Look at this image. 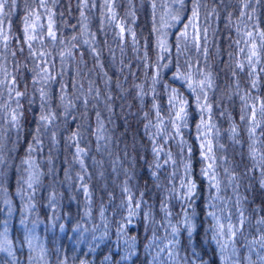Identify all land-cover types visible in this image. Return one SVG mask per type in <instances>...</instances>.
I'll list each match as a JSON object with an SVG mask.
<instances>
[{
    "label": "clouds",
    "instance_id": "1",
    "mask_svg": "<svg viewBox=\"0 0 264 264\" xmlns=\"http://www.w3.org/2000/svg\"><path fill=\"white\" fill-rule=\"evenodd\" d=\"M0 264H264V0H0Z\"/></svg>",
    "mask_w": 264,
    "mask_h": 264
}]
</instances>
